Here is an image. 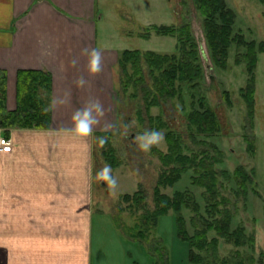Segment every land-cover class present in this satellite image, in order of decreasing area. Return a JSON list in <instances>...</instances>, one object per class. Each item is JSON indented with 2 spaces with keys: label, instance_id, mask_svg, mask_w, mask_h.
Returning <instances> with one entry per match:
<instances>
[{
  "label": "rangeland",
  "instance_id": "obj_1",
  "mask_svg": "<svg viewBox=\"0 0 264 264\" xmlns=\"http://www.w3.org/2000/svg\"><path fill=\"white\" fill-rule=\"evenodd\" d=\"M224 2L234 12L235 19L231 29L233 42L227 50L225 67H222L213 59L204 32V17L195 0H100L99 37L107 39L117 50H153L171 54L176 50L178 37L157 34L148 27L189 24L197 44L202 78L192 83L179 77L174 82L175 94L162 97L158 84L163 72L162 68L151 63L153 60L149 63L141 55L140 69L137 71L129 62L122 66H126L128 77L117 64L113 91L117 104L116 128L101 132L95 138L94 187L100 195L99 207L107 208L122 228L129 224L142 225L144 211L132 214L121 196L132 194L141 186L146 195L144 204L149 210L154 208L153 188L161 172L167 169L159 153L168 152L171 143L168 136L174 135L179 139L178 149L182 154L199 158L202 150H205V155L214 160L213 169L217 174L219 193L217 199L220 201L218 209L221 211L216 214V218L222 217L227 211L231 230L239 229L242 234L244 243L241 245L218 237L216 257L211 254L208 257L209 264H225L224 261L230 264H264V52L257 53L254 67L252 115L240 91L248 82L245 60L247 45L250 42L259 45L264 41V5L258 0ZM146 33L148 38L143 36ZM140 79L143 83H139ZM0 82L5 93L4 80L0 79ZM153 97L158 98L157 104L153 102ZM204 103L211 108L220 124L214 134L198 132L188 120L192 111H203ZM6 112L4 106L0 117ZM160 123L162 128L158 126ZM125 125L128 127L125 128ZM152 127L165 130L166 136L159 145H153L151 151L144 152L138 148L135 137L144 129ZM101 136L107 137L103 145L98 140ZM111 155L116 164L112 166L113 174L119 181L115 189L97 175L109 163L107 156ZM240 167L253 173L252 178L243 182L236 173ZM198 175L196 168H190L182 172L180 179L173 185L161 188L163 193L169 195L176 191L192 195L193 201L199 206L198 214L190 206H183L181 210L185 226L191 234L196 228L202 227L199 215L209 217L206 207L211 204L205 187L192 181ZM141 227L147 232L145 241L127 240L119 244L115 240L112 243L115 252L125 253L127 264H136L135 261L137 264H188V245L177 234L173 211L160 215L155 228H149V225L147 229L143 225ZM115 233L116 238L123 237L122 232L113 228L101 234L111 238ZM214 236H217L215 230L208 232V239ZM157 241H160L162 250H159L161 245Z\"/></svg>",
  "mask_w": 264,
  "mask_h": 264
},
{
  "label": "crops",
  "instance_id": "obj_2",
  "mask_svg": "<svg viewBox=\"0 0 264 264\" xmlns=\"http://www.w3.org/2000/svg\"><path fill=\"white\" fill-rule=\"evenodd\" d=\"M99 6L100 0H0L6 111L18 106L19 70H43L52 81L49 126L4 131L12 150L0 151V264H127L112 243L137 241L99 207L94 187L95 138L116 128L113 91L125 50L99 37ZM92 48L103 52L99 72L91 71L85 52ZM56 95L66 102L51 108ZM93 98L103 102L105 114L91 134L78 135L73 114ZM109 228L123 237L103 236Z\"/></svg>",
  "mask_w": 264,
  "mask_h": 264
},
{
  "label": "trees",
  "instance_id": "obj_3",
  "mask_svg": "<svg viewBox=\"0 0 264 264\" xmlns=\"http://www.w3.org/2000/svg\"><path fill=\"white\" fill-rule=\"evenodd\" d=\"M204 17L203 26L205 36L212 52L215 62L225 67L224 60L227 57V50L233 42L231 37L232 25L234 23L235 14L226 6L224 0H195ZM264 5V0H258ZM154 30L157 34L177 36L176 50L171 54H161L153 50L140 51L139 49H125L120 53L118 63L121 68L128 62L137 71L139 68V61L141 55L150 63H155L157 68H162V79H160V95L162 97L171 96L175 94L174 82L179 77L181 80L192 83L197 82L202 78V69L199 62V54L197 44L191 33L189 24L181 26L168 25H151L148 27ZM147 28V29H148ZM145 38L148 33L144 34ZM142 37V36H141ZM148 38V37H147ZM242 41V38L240 39ZM248 51L245 54L246 68L248 72L247 86L240 89L243 97L246 100L249 114H253L254 105V67L256 64L257 53L264 52V41L256 45L254 42L248 43ZM127 71L126 66L123 72ZM129 75H127L128 77ZM51 75L50 73L37 69H21L17 73V91H18V106L13 111H7L0 117V124L6 126H17L26 128H47L51 123V114L48 103V94L51 91ZM139 83H143L139 80ZM147 88L144 85V90ZM46 94L42 95L41 91ZM5 93L0 82V112L4 110ZM153 102L157 104L158 98L153 97ZM190 114L188 120L191 125H195L198 132L205 134H214L220 128V124L216 119L211 108L204 103L203 111L194 110ZM153 120V119H152ZM151 120V121H152ZM161 122L160 119H157ZM162 128V123L158 124ZM170 143L167 153H159L160 160L167 169L163 170L158 177L157 183L153 188L154 208L149 210L144 204L146 198L145 192L141 186L138 190L130 193H125L121 196L122 200L128 205V209L132 214L144 211L142 225L147 229L156 227L158 217L164 215L169 211L175 214V223L178 236L184 240L188 245V264H209L208 257L212 254L216 257L218 237H223L226 241L233 242L235 245H241L244 242L241 240V231L239 229L231 230L230 217L227 211L222 217L216 218V214L221 212L218 209L220 201L217 196V174L213 169L215 163L213 159L205 155L206 151L202 150V154L197 158L195 155H184L178 149L179 139L174 135L168 136ZM178 142V143H177ZM109 163L115 167L113 157L107 156ZM211 159V160H210ZM169 166H171L169 168ZM196 168L198 177H193V183L203 186L209 194L208 199L211 204L206 207L207 217L199 215L202 227L196 228L191 234L185 226L184 217L181 214L183 206L192 207L196 214H198L199 206L193 201L192 195L187 192L176 191L173 195L163 193L161 188L173 185L180 179V175L185 170ZM237 174L242 177V181L251 179L253 173H248L241 167L237 169ZM191 202V203H190ZM141 203V205H140ZM134 205L136 208H134ZM139 205V207H138ZM122 211V210H121ZM124 212V211H123ZM118 226L116 218H114ZM139 223L125 226V230L134 239L145 241L146 233ZM215 230L217 236L208 239V232ZM145 239V240H144ZM159 245L160 241H157ZM158 248V247H157ZM162 250V245L159 247ZM155 249V248H154ZM157 250V251H159ZM225 264H230L224 261ZM233 264H243L242 262H234Z\"/></svg>",
  "mask_w": 264,
  "mask_h": 264
},
{
  "label": "clouds",
  "instance_id": "obj_4",
  "mask_svg": "<svg viewBox=\"0 0 264 264\" xmlns=\"http://www.w3.org/2000/svg\"><path fill=\"white\" fill-rule=\"evenodd\" d=\"M85 52L89 56L90 69L92 72H99L102 68V59L103 52L99 48L85 49ZM75 62V61H74ZM80 85L86 83V80L81 77L78 81ZM66 100L62 96H54L51 100V108H55L59 104L65 103ZM48 111L49 109H45ZM105 114V108L103 102L99 98H93L89 100L86 106L79 108L73 114V128L72 131L78 135L84 136L89 135L94 131V126L97 125L100 121V118ZM113 125L109 124L106 127H112ZM128 125H125L127 128ZM125 135H128L125 132ZM166 136V131L160 128L152 127L146 128L140 132L135 139L137 140L138 148L144 152L151 151L153 145H159ZM100 144H105L107 142L106 136L98 137ZM97 175L112 188L115 189L118 185V177L113 174L112 165L106 163L103 168L99 170Z\"/></svg>",
  "mask_w": 264,
  "mask_h": 264
},
{
  "label": "built area",
  "instance_id": "obj_5",
  "mask_svg": "<svg viewBox=\"0 0 264 264\" xmlns=\"http://www.w3.org/2000/svg\"><path fill=\"white\" fill-rule=\"evenodd\" d=\"M5 130L6 128L0 124V151L10 152L12 150V139L4 133Z\"/></svg>",
  "mask_w": 264,
  "mask_h": 264
},
{
  "label": "water",
  "instance_id": "obj_6",
  "mask_svg": "<svg viewBox=\"0 0 264 264\" xmlns=\"http://www.w3.org/2000/svg\"><path fill=\"white\" fill-rule=\"evenodd\" d=\"M102 184H103V181L101 180Z\"/></svg>",
  "mask_w": 264,
  "mask_h": 264
}]
</instances>
